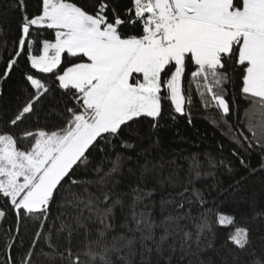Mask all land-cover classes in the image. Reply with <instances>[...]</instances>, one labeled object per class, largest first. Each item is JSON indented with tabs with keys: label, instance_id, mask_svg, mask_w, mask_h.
Here are the masks:
<instances>
[{
	"label": "snow or ice",
	"instance_id": "6c2138e0",
	"mask_svg": "<svg viewBox=\"0 0 264 264\" xmlns=\"http://www.w3.org/2000/svg\"><path fill=\"white\" fill-rule=\"evenodd\" d=\"M15 6L19 32L7 58L0 54V80L20 70L24 99L5 123L25 127L0 130V220L15 217V230L2 233L0 264H152L153 255L156 264H206L199 257L212 247L214 223L232 227L223 264H238L240 253L243 264H264L253 226L208 207L212 193L196 182L211 173L195 154L180 158L185 171L175 159H149L150 148L136 151L141 121L149 139L165 112L192 124L195 91L219 114L210 123H223L241 166V151L264 156V0H37L32 14L27 0ZM129 25L139 31L122 32ZM41 30L54 37L33 40ZM230 67L241 69L238 88ZM244 179L230 185L239 200L248 198ZM24 220L36 226L27 248Z\"/></svg>",
	"mask_w": 264,
	"mask_h": 264
},
{
	"label": "trees",
	"instance_id": "16d2710c",
	"mask_svg": "<svg viewBox=\"0 0 264 264\" xmlns=\"http://www.w3.org/2000/svg\"><path fill=\"white\" fill-rule=\"evenodd\" d=\"M73 2H77V0H73ZM27 3L28 13H34L37 0H27ZM118 3L121 7H124L129 4V0H118ZM15 5L16 0H0V54L5 59L7 58L5 48L11 50L13 41L19 32L20 12ZM121 30L125 34H135L139 31V28L129 25ZM37 37H39V40L50 39L54 37V33L52 30H41L39 33L33 32L32 39L37 40ZM32 51L33 54H39L38 45L34 46ZM65 59L68 58L65 56ZM20 67H24L23 62ZM2 68L3 63L0 61V69ZM240 74V68H236L235 71L231 67L229 68V75L234 78L236 88L239 87ZM40 75L41 78L51 82V74ZM228 87L230 91L233 90V84H229ZM55 94L59 96L60 92ZM23 99L21 72L17 69L8 79L0 80V130L19 133L24 129L25 124H21L19 127H8L5 123L6 117L15 110ZM167 107L168 105L165 104V108ZM242 107H246V105H242ZM190 111L192 124H188L186 119L179 116H177L176 121H173L168 118L167 112H165V118L160 122L162 126L155 131L151 139L148 136L153 130L149 128V122L146 120L141 121L145 138L136 148V151L139 152L141 148H150L149 159H159L161 156L165 161L175 159L183 165L185 171L188 168V161L180 158L191 157L195 154L203 165L201 171L211 173V175H202L201 179L196 182L197 187L212 193V196L208 197V207L213 208L214 211L221 210L234 216L237 223H250L253 226L251 236L253 245L258 250L264 248V220L257 216L258 212L264 211V171L259 170L261 163H264V156H262L259 149L252 151L250 154L241 151L240 155L244 157L248 167L241 166L239 160L231 154L236 145L229 136L224 134L227 129L223 123L219 127L210 123L212 116L219 120V114L215 110L206 111L201 106L195 91H193V102ZM157 139L159 140L158 145L154 143ZM220 145H223V149L220 148ZM129 154H132L131 150H129ZM210 159L216 162L223 160L225 163L224 165L210 167ZM229 167H231V171L228 170ZM252 169L257 171L253 172ZM242 177L245 178L242 180V190L248 197L245 200L234 197L232 195L233 189L230 188V185H234L235 181L241 180ZM152 186L149 185V187ZM168 191H171V189L169 188ZM239 194L237 193V195ZM160 197L161 193L159 192L154 195L157 204ZM213 197L215 198L214 201ZM2 204L3 201L0 200V205ZM168 210L171 211V208ZM156 212L158 215V208ZM9 228L12 231L15 230V217L11 213L5 219L0 220V259H5L3 244L4 240L7 239L2 233ZM35 230L36 226L33 221L24 220L21 222L20 237L24 241V248L29 245ZM231 231V226L224 227L214 223L212 232L208 234V240L211 241L212 247L205 248L199 259L204 260L206 264H223L224 257L228 255V248L232 247L231 245L225 247L226 237ZM23 250L20 248L19 241H17L12 254L18 260ZM240 256L241 260L238 264H243L246 257L243 253H240ZM157 259L159 258L153 255L151 257L152 264H156ZM188 259L194 260L195 257L186 258L184 264H188ZM161 264H163L162 261ZM228 264H232L231 257L228 258Z\"/></svg>",
	"mask_w": 264,
	"mask_h": 264
}]
</instances>
